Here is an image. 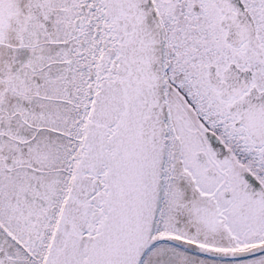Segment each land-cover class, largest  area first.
<instances>
[{
  "label": "snow or ice",
  "instance_id": "1",
  "mask_svg": "<svg viewBox=\"0 0 264 264\" xmlns=\"http://www.w3.org/2000/svg\"><path fill=\"white\" fill-rule=\"evenodd\" d=\"M0 264H264V0H0Z\"/></svg>",
  "mask_w": 264,
  "mask_h": 264
}]
</instances>
